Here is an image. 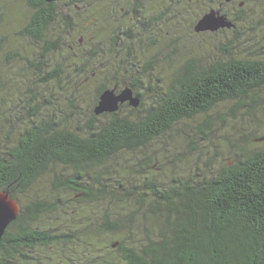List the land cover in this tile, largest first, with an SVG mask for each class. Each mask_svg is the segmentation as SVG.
<instances>
[{"label": "trees", "instance_id": "1", "mask_svg": "<svg viewBox=\"0 0 264 264\" xmlns=\"http://www.w3.org/2000/svg\"><path fill=\"white\" fill-rule=\"evenodd\" d=\"M23 1L28 16L16 31L17 40L8 41L16 45L5 49L8 38L0 33V53L21 63L18 79L11 81L13 97L18 98L7 109L14 112L12 119L4 115L3 97L0 101V190L8 189L20 204L1 237L0 264H264V146L226 161L214 172L196 169L185 175L173 168L169 183L149 175L159 165L158 157L149 153L151 144L177 123L204 114L196 127L206 139L215 121L209 111L220 103L233 101L239 108L258 102L264 90V58L185 61L164 81L162 93L146 102L137 94L138 108L123 104L116 112L96 115L93 109L104 89L124 88L118 74L127 76L133 65L122 58H135L136 41H117V26L112 29L116 33L102 32L101 41L113 49L71 55L62 34L50 33L59 0ZM75 2L68 4L74 13ZM92 5L86 19L94 23L97 12ZM107 12L106 7L101 16ZM2 19L0 10V23ZM74 23L66 21L67 36L76 33ZM20 38L29 50L17 47ZM87 40L93 43L96 34ZM58 53L63 61H52L50 55ZM153 61L146 60L148 65ZM148 65L138 77L147 76ZM93 66L103 74L93 108L83 118L76 111L79 88L73 83ZM136 81L130 85L136 88ZM7 82L0 78V90ZM54 86L60 94L68 92V103L58 114L44 115V106L48 110L46 105H57ZM231 113L236 114L234 109ZM24 117L31 122L25 124ZM218 119L224 122L225 114ZM7 123H12L9 128ZM190 145L194 148V141ZM135 154L138 159L132 163ZM45 177L47 194L35 190L31 196L36 181ZM69 199L91 208L105 205L98 215L91 211L82 217L77 211L74 222L63 224L58 219L65 213L58 209ZM44 217L50 218L47 225ZM57 246L68 250L59 252Z\"/></svg>", "mask_w": 264, "mask_h": 264}, {"label": "rangeland", "instance_id": "2", "mask_svg": "<svg viewBox=\"0 0 264 264\" xmlns=\"http://www.w3.org/2000/svg\"><path fill=\"white\" fill-rule=\"evenodd\" d=\"M168 2L169 0H163L159 5L162 7L163 4L166 5ZM101 5L102 9L107 7V10L111 11L114 15L113 24L115 26H122V29H124V27H129L127 16H122L124 14L121 15L116 11L117 8L120 9L125 5V0H104L101 2ZM80 6L85 7L84 2H81ZM207 6H209L208 0H179V2L174 5V7L177 8V12L174 14L175 17H172L171 12L168 13V16L164 17L160 42L157 45H152L146 44L145 40L141 39V42L133 43L136 51H132V55H134L135 58H122L123 61L134 62V65L129 68L127 76H125V74H123V76L121 72L118 74L122 76L120 78V84L127 82L130 77L133 78L137 76L138 71L142 69L141 66L144 61L149 59H153L154 61L152 64L153 68L151 71H148L152 74H158L160 77V85L164 87V81L168 80L176 69L183 65L185 61L191 59H198L203 64H210L218 59L225 60L229 56L264 58V0H247L246 4L243 6L245 11L244 16L238 22V33L226 29L219 32H195L193 30V25H195L197 20L202 16ZM112 7L114 8L112 9ZM229 7L231 10H234L236 5H230ZM151 9L155 14L157 11L156 4H154ZM0 10L3 14V19L0 23V33L8 38L7 43L4 45L5 49H7L12 45H16H8V41L18 38L16 37V31L25 23L29 12L23 0H0ZM71 14L78 27L76 33L77 37L78 33H85V40L88 39V36L93 34L102 38V32L108 33L110 27H113V24L105 25L100 23L99 30L93 29L91 28V21L93 20L86 21L84 14L80 15L74 12ZM63 27L64 25H62V28ZM51 32H61V28L58 26L57 22L50 24V33ZM114 36L116 37V34H114ZM68 38L70 39V37ZM14 40L16 41L17 39ZM85 40H83V42H85ZM116 40L121 43L125 42L122 33L116 37ZM87 42L89 43L88 40ZM69 43H71V41H69ZM18 46L28 50L30 49L28 42L21 38L18 40L17 47ZM86 49H89V46H87ZM226 49H228L229 52ZM21 50L24 51L23 49ZM69 54L73 55L74 52L69 49ZM5 58L6 53L4 55L0 53V78L9 81L2 90H0V101H2L3 97L4 102L2 107L6 108L4 115H11L10 118L12 119V117H14V112H9L7 109L12 107L13 103L16 104L18 98L13 97L15 88L11 81L15 82L18 79L17 70L19 66L21 67V63L15 59L5 60ZM50 58L52 61H63L60 53L53 56L50 55ZM88 70L86 77H82L80 80L73 83V85L78 84L77 87L79 88L78 93L80 101H78L79 107L76 111L81 114L83 118H86V114H90L93 108L96 88L101 82L100 75L103 74V71L98 72V68L95 66L90 67ZM92 70H94V73H91ZM32 76H34L33 73ZM69 76L71 75L69 74ZM139 78L141 80L140 90L143 91L147 97L150 94L147 89V80L142 77ZM71 79L73 80V76H71ZM82 80L86 81V83H80ZM154 82L155 80L153 79L151 81L152 86L155 85ZM7 84L8 86L10 85V89H6ZM54 89L56 92L54 102L57 105L55 107L46 105L48 106V110L44 106V110H42L44 115L50 112H56V114H58L59 109L68 103V92L60 94L56 86H54ZM259 94L260 98L256 103L248 102L245 106L235 108V102L225 101L209 111V113L213 115L215 121L206 139L202 138L201 134L197 132L196 127L197 123L204 118V114L177 123L173 129L154 141L150 146L149 153L158 157L155 164H159L158 166H153L155 169H152V172L149 173L150 178L155 176V178H160V181L162 180L169 183L172 180L171 173L173 168H175L177 172L185 175H187V173L193 174L196 169L203 170L204 172L208 170L214 172L226 161L238 157L241 158L243 154L256 151L263 147L264 140H259L258 138L264 136V90H261ZM232 109L236 112L235 115H232ZM20 113L24 112L19 109V114ZM220 113L225 114L224 122L218 119V114ZM23 122L28 124L31 122V118L24 117ZM7 124L9 128L12 123ZM71 124L75 125V123ZM1 129L4 130L0 128V131ZM191 141H194V148L190 145ZM9 143L10 141L5 144L9 145ZM1 146L4 147L3 145ZM130 158H132L133 163L138 159V156L135 154L130 156ZM206 165H208L210 169L206 167ZM57 168L59 169V167ZM35 190L42 195L47 194L49 184L46 177L36 181L33 188H31V196L34 195ZM103 205L105 204L101 203V205L91 208L84 203L69 199L64 201L63 207L58 209L65 213V215L58 219V222L63 224L74 222L75 213L77 211L82 217L91 214V211L93 215H98ZM110 208L116 209L114 206H107V209ZM123 208L125 207L123 206ZM49 222V217H44L42 219L44 225H47ZM115 236L118 237L120 235L118 233L115 234ZM55 250L65 252L68 249L57 246Z\"/></svg>", "mask_w": 264, "mask_h": 264}, {"label": "flooded vegetation", "instance_id": "3", "mask_svg": "<svg viewBox=\"0 0 264 264\" xmlns=\"http://www.w3.org/2000/svg\"><path fill=\"white\" fill-rule=\"evenodd\" d=\"M208 1H209V6L205 8L202 16L212 11L216 18H225L232 25L230 28L223 27V28H218L215 31L206 30L202 32H219V31L226 29V30H233V32L238 33L237 31L238 22L244 16L245 11H244L243 6L246 4L247 0H208ZM69 2H75V1L74 0H59L57 2L56 7H55L56 16L53 21V22H57L58 26L61 28L60 33L62 34L61 42L63 43V46L70 49L75 54L82 53L83 51L89 52V50H92V51H96L97 54L99 55V53L102 51L113 49L112 44L110 43L107 44V43L102 42L101 38L97 36H96V40H94L93 43L91 42L92 44L91 43L88 44L87 41L85 40L86 38L85 33H78V37H77L76 35L77 31H76V33L73 36H67L68 33L64 31V27L62 28V25H65L66 21H69L70 24L75 22V20L72 18V14H71L72 12L70 11V9H68ZM81 2H84L85 7L80 6ZM161 2H163V0H128V1L125 0V7L120 8V11L122 12L124 11V15L119 13L122 16H127V21H129L128 23L129 27H124V29H122L123 27L119 26V32L120 34L121 33L123 34L125 42L136 41L137 43L141 41V39H144L146 44H152V45H157L160 42L163 20L165 19L164 13L169 11V13L171 12L172 17L174 18L175 17L174 14L177 12V8L174 7V5L177 4L179 0H169V2L166 5L163 4L162 7L159 5ZM91 3L93 4L92 9L95 8L97 12V19L94 23H92L93 25H91V28L99 30L100 23H103L105 25L106 24L112 25L114 22V15L111 13V11L107 10L108 12L106 13V15L103 13V16H101L103 10L106 7L102 9L100 0H77L73 6L76 9V13L80 15L84 14L85 19H86V17L88 16L87 12L90 9ZM154 4H156L157 6V11L155 14L153 13L151 9L154 6ZM230 5H236V8L234 10H231L229 7ZM125 8H128V9L125 10ZM115 27L117 26H115L114 24H113V27H110L109 32L111 34L116 33V29L112 31V29ZM68 37H70V39ZM109 39H108V42H109ZM83 40H85V42H83ZM69 41H71V43H69ZM87 46H89V49H86ZM97 60H99V56L96 59V62ZM130 63L134 65V62H130ZM150 64L151 65H148V63L144 61L141 68H144L146 65H148L149 71H151V69L153 68L152 66L153 63H150ZM149 71H148L147 76L143 77V79L147 80V86H148L147 89L150 92L149 96L146 97L145 93L140 90L141 80L138 76H135L133 78L130 77L128 81L125 82V85H124V88L131 89L132 95L139 99L138 105H140L141 99L137 94H140L143 97V100H145L146 102L147 99H149L150 97L157 96L163 91V86L160 85L159 75L152 74ZM137 79L139 82V86H136L135 88L132 85H130V82L136 83ZM153 79L155 80L154 86L151 85V81ZM118 87H119L118 85H114L113 87L109 89H114L115 93H119L122 90V88H118ZM123 104H126L128 107L133 108L129 104L128 101H125L124 103H121L120 105H123ZM138 107L136 106L134 108H138ZM105 113H108V112H105Z\"/></svg>", "mask_w": 264, "mask_h": 264}, {"label": "water", "instance_id": "4", "mask_svg": "<svg viewBox=\"0 0 264 264\" xmlns=\"http://www.w3.org/2000/svg\"><path fill=\"white\" fill-rule=\"evenodd\" d=\"M46 2H53L56 0H45ZM231 23L225 18H216L213 12L204 14L194 25L196 32L215 31L218 28L231 27ZM128 101L133 107L138 106L139 99L132 95L129 88H123L119 93H115L114 89H104L100 95L97 104L93 111L94 114L99 115L105 112H116L121 103ZM264 139V138H261ZM20 211L19 201L11 196L8 189L0 190V240L6 227L16 219Z\"/></svg>", "mask_w": 264, "mask_h": 264}]
</instances>
